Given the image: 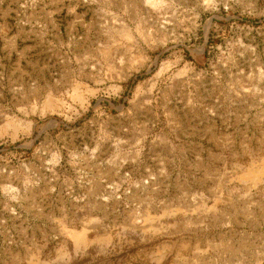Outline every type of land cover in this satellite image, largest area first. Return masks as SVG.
Wrapping results in <instances>:
<instances>
[{
  "label": "rangeland",
  "instance_id": "obj_1",
  "mask_svg": "<svg viewBox=\"0 0 264 264\" xmlns=\"http://www.w3.org/2000/svg\"><path fill=\"white\" fill-rule=\"evenodd\" d=\"M0 264H264V0H0Z\"/></svg>",
  "mask_w": 264,
  "mask_h": 264
}]
</instances>
